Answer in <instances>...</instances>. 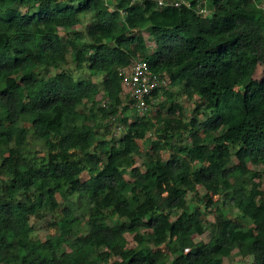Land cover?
Returning <instances> with one entry per match:
<instances>
[{
	"label": "clouds",
	"instance_id": "1",
	"mask_svg": "<svg viewBox=\"0 0 264 264\" xmlns=\"http://www.w3.org/2000/svg\"><path fill=\"white\" fill-rule=\"evenodd\" d=\"M0 264H264V0H0Z\"/></svg>",
	"mask_w": 264,
	"mask_h": 264
}]
</instances>
